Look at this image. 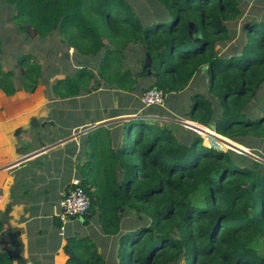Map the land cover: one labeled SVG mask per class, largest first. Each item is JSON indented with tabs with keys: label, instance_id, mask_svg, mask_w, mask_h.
I'll use <instances>...</instances> for the list:
<instances>
[{
	"label": "trees",
	"instance_id": "obj_1",
	"mask_svg": "<svg viewBox=\"0 0 264 264\" xmlns=\"http://www.w3.org/2000/svg\"><path fill=\"white\" fill-rule=\"evenodd\" d=\"M2 4L26 41L34 36L44 42L58 32L61 45L78 55L79 69L53 81L59 99L86 95L103 83L131 91L147 72L123 69L129 47L149 58L150 87L165 94L184 91L205 68L214 100L193 97L188 120L264 159L254 143L264 140V21L242 30L238 50L231 47L228 30L243 15L244 0ZM228 44L231 51L219 54ZM97 58L101 83L88 68V59ZM1 61L0 90L7 95L15 93L17 83L33 92L60 75L50 65L43 76L28 55L16 62L19 76L3 71ZM159 109L172 113L166 106L151 107L147 115ZM119 125L92 134V174L82 177L90 199L82 226L90 232L67 238L65 264H264V163L232 150L209 149L191 131L178 139L169 127L143 118ZM102 246L117 263L99 252ZM11 263L0 253V264Z\"/></svg>",
	"mask_w": 264,
	"mask_h": 264
},
{
	"label": "crops",
	"instance_id": "obj_2",
	"mask_svg": "<svg viewBox=\"0 0 264 264\" xmlns=\"http://www.w3.org/2000/svg\"><path fill=\"white\" fill-rule=\"evenodd\" d=\"M99 63L88 61L97 78ZM60 76L33 92L21 85L13 95L0 90V253L11 264H65L67 238L85 227L82 218L63 225L59 202L73 179L92 174V134L131 119H155L147 111L136 116L137 108L126 114L124 106L94 115L93 108L77 104L78 97L56 96L52 84Z\"/></svg>",
	"mask_w": 264,
	"mask_h": 264
},
{
	"label": "rangeland",
	"instance_id": "obj_3",
	"mask_svg": "<svg viewBox=\"0 0 264 264\" xmlns=\"http://www.w3.org/2000/svg\"><path fill=\"white\" fill-rule=\"evenodd\" d=\"M244 1L247 2V5H244L242 8L243 15L238 20H235L228 25V30L233 32V39L231 40L232 42L229 43L232 44V48H236L237 50L240 48L242 30L246 29L249 24L254 23L255 21H264V0ZM4 7V4H2L0 7V57L2 58L1 64L3 71H13L15 75L16 73H19V68L16 67V62H18V58L23 55H28L31 57V61L39 64V67H41L43 72V76L47 75L51 71L48 69L50 65L56 66L57 71H60L61 78L65 76L62 74L63 72L66 74H73L72 72H75L79 69V67L76 66V60L79 59L78 55L75 54L72 49L67 51L66 47L61 45L60 41L62 36L60 33L55 32L48 40L44 42H38V40L32 35V38L26 41L25 35L23 36L21 33H19L16 26L12 23V21H10V12L8 13ZM230 44L226 45L224 49L222 48L219 50V54H226L230 52ZM67 52L68 56L66 57L65 55H67ZM125 54L126 58L124 57ZM124 56L123 69L131 70L133 73H135L134 75L142 74L143 71H146V76L138 77L137 81L134 83L133 89L128 92H120L117 89L103 83L99 87L102 89L92 90V92L86 95L82 93L76 99L77 104L93 108V114L97 116L108 115L109 110L115 106L126 107L125 113L129 115H132L130 113H132L135 108L140 109V112L138 111L136 116L142 117V114H144L146 111L148 112L147 108L149 109L151 107H145L141 98L147 90L152 89L150 86L153 83V78L148 71L150 70V67H148L149 60L145 58L144 52L142 53L140 51H135V49L132 47H129L125 51ZM96 80L101 83L99 78L96 77ZM49 84L50 83H47L46 85ZM18 85L20 84L17 83L16 86ZM113 89L117 90L118 92L114 91ZM126 93L133 94V96L126 95ZM197 95L204 96L210 101L214 100V97L211 98L208 93L207 72L205 68L201 69L199 73H197L194 78H192L184 91L176 94H166V105L164 104V106H166L167 110L170 108L172 113L171 115H167L164 113V109H159L160 111L155 114L153 123L160 124L162 127H169L178 137V139L184 138L188 132L191 131L198 135L202 139L203 145L209 149L227 151L235 149L233 146H236L245 149L246 152L249 153V156L256 157L259 160L264 161V159L261 157L253 155L250 149H246L239 144H236L229 139L218 135L211 127L203 126L198 123L194 124V122L189 121L186 113L189 112L193 97ZM127 106H132V110H128ZM215 111H218V109L216 108ZM154 113H151L148 116L153 115ZM146 120L150 123V119ZM135 124L138 125V123ZM190 126H192L193 129H191ZM204 135H207V137ZM254 143L255 146L258 147V153L264 155V140L262 142ZM89 232L90 227H85V229L80 232L79 236L87 234L89 235ZM98 250L102 254L106 255V257L112 258L113 262H118V260L114 258L113 254H111L112 252L106 250L104 246L100 247Z\"/></svg>",
	"mask_w": 264,
	"mask_h": 264
},
{
	"label": "built area",
	"instance_id": "obj_4",
	"mask_svg": "<svg viewBox=\"0 0 264 264\" xmlns=\"http://www.w3.org/2000/svg\"><path fill=\"white\" fill-rule=\"evenodd\" d=\"M166 94L157 88L147 90L142 95L145 107H164ZM90 208V199L82 187V179L75 178L64 190L59 202V219L66 225L77 218H82Z\"/></svg>",
	"mask_w": 264,
	"mask_h": 264
},
{
	"label": "water",
	"instance_id": "obj_5",
	"mask_svg": "<svg viewBox=\"0 0 264 264\" xmlns=\"http://www.w3.org/2000/svg\"><path fill=\"white\" fill-rule=\"evenodd\" d=\"M147 59L149 60V58H147ZM149 65H150V60L148 61V67H149ZM148 71L150 72V70H148ZM232 146H233V145H232ZM233 148H235V149H231V150L235 151L236 153L249 155V153L246 152L245 149H242V148H239V147H236V146H233ZM251 157H252V156H251ZM253 158L256 159V160H258V161H260V162H262V163H264V161L259 160V159L256 158V157H253Z\"/></svg>",
	"mask_w": 264,
	"mask_h": 264
}]
</instances>
